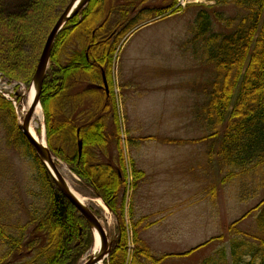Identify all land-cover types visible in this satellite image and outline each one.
Listing matches in <instances>:
<instances>
[{
    "label": "trees",
    "instance_id": "trees-1",
    "mask_svg": "<svg viewBox=\"0 0 264 264\" xmlns=\"http://www.w3.org/2000/svg\"><path fill=\"white\" fill-rule=\"evenodd\" d=\"M70 1L30 0L25 14L7 19L0 17V73L12 81L21 80L28 86L32 83L46 40ZM139 1L128 0L129 9L124 10L122 16L127 19L129 14L133 15ZM170 1L165 8L140 10L123 33L129 35L142 23L172 13L177 0ZM205 1L210 5L195 6L198 11L189 31L192 38L186 43L193 45L198 63L208 72L204 88L199 90L206 98L204 108L201 106L199 111L200 122L207 116L208 136L205 139L214 141L222 137L221 164L224 170H230L231 178L254 174L260 177L256 190L264 189V0ZM104 2L93 0L59 34L43 83L41 104L47 143L53 156L94 191L116 217L117 236L104 264H126L130 237L123 192L127 175L111 85L108 83L109 94L102 91V100L98 98L100 106L94 112H98L97 116L90 112L88 118L82 111L77 119L74 118L77 110L83 108V100L100 92L90 89L91 84L102 85L104 79L111 82L118 42L113 38L117 36L116 31L109 38L106 26L97 25L103 17ZM43 16L48 17L47 31L42 38L36 37L37 21ZM87 34V44L82 46L80 42H85ZM30 39L34 40L37 52L35 58L27 62L24 48ZM81 81L90 83L89 90L74 93L73 87ZM7 115L15 121L12 105L0 96V117ZM15 124L32 151L28 157L36 160V174L32 177L36 191L32 195L38 206H34L25 225L0 222V264H80L94 245L93 232L78 209L62 194ZM203 140H170L167 143L184 145ZM131 167L137 190L146 175L135 163L132 162ZM252 215L258 216V235L238 229V225ZM135 216L131 210L130 229L136 246L132 264H163L171 258L188 257L211 243L227 241L221 235L186 253L158 256L141 238L142 231L153 222L148 216L138 219ZM230 233L231 250L221 248L205 261L206 264H264V198L230 226Z\"/></svg>",
    "mask_w": 264,
    "mask_h": 264
},
{
    "label": "rangeland",
    "instance_id": "rangeland-1",
    "mask_svg": "<svg viewBox=\"0 0 264 264\" xmlns=\"http://www.w3.org/2000/svg\"><path fill=\"white\" fill-rule=\"evenodd\" d=\"M140 2L143 1L138 2L139 5L133 15L129 14L126 19L122 12L129 9L128 0H105L103 17L99 18L97 25L106 26V37L109 38L113 35L112 32L116 31L117 36L113 38L118 42L111 67V82L104 79L102 85L90 86L89 82L81 81L79 85L73 87V92L79 94L88 91L89 86L90 89L100 91L93 97L89 96L83 100V108L77 110L74 118L77 119L82 111L85 117L90 118V112L97 116L98 112L97 114L94 112L100 106L98 98L102 100V91L107 92L105 82L111 85L115 96L121 150L127 175L123 192L130 237L127 251L129 260L126 264H132V255L136 249L130 229V212L132 210L136 213L133 208L135 193L141 197L149 196L147 203L148 206H152V210L160 206L169 208L167 212L161 214L157 209V214L148 216L153 225L145 229L151 234L152 248L158 256L183 254L213 237L224 235L227 238L224 244L211 243L188 257L171 258L163 263L206 264L205 261L221 248L231 250L230 226L255 208L264 198V189L256 190L260 177H255L254 174L231 178L230 170H224L221 164L222 137H216L214 141L206 140L208 128L205 112L204 120L200 122L199 111L201 106L204 108L206 98L199 90H203L208 72L207 68L198 63L193 45L188 46L186 43L192 38L189 31L198 11V7L195 6L210 4L205 0H177L173 10L177 12L172 11L157 20L142 23L136 31L125 35L126 32H123L131 22L130 19L140 10L165 8L171 1L148 0L141 4ZM29 4L30 0H0V17L7 19L17 14H25ZM118 23L121 26L117 27ZM47 24L48 17L39 18L36 37L44 36ZM88 38L89 34L85 36V42L81 41L80 44L86 45ZM33 41L30 39L24 48L27 62L32 61L37 52ZM70 49L73 51L74 46ZM103 74L105 76L104 72ZM31 87L32 83L28 86L21 80L12 81L0 73V90L2 89L0 96L12 105L15 112V121L9 115L0 117V222L6 225L27 224L34 206H38L32 195V192L36 191L32 182V177L36 174V160L28 157L32 151L22 139L15 124L16 122L19 125L20 120L17 109H22L27 103ZM32 125L38 137L47 142L43 107L42 117L33 116ZM201 138L204 140L195 144L167 143L170 140L189 142ZM178 149H191L192 157L188 167L190 169L191 165L192 168L186 176L178 177L181 184L178 183V187L175 188L171 185L172 178L167 169L171 164V156L177 154ZM135 154L139 162L145 164L153 173L161 167L164 169L162 176L158 178L155 177L161 175L160 170L158 175L150 172L151 176L148 180L141 181L137 190L131 171ZM194 155L197 157H193ZM55 159L66 181L85 199L86 205L98 214L110 240L114 241L117 236V220L114 214L94 191L81 183L65 163ZM174 197H178L177 202H174ZM98 199L102 200L109 211L110 223L107 222L104 210L95 203ZM200 213L201 216L198 218L197 215ZM163 214L167 217L163 218L161 216ZM257 217L252 215L243 220L238 229L247 234L258 235L260 230ZM157 222L159 226L153 229ZM7 250V247L3 249L5 252ZM93 250L94 245L81 259L80 264L87 261Z\"/></svg>",
    "mask_w": 264,
    "mask_h": 264
},
{
    "label": "water",
    "instance_id": "water-1",
    "mask_svg": "<svg viewBox=\"0 0 264 264\" xmlns=\"http://www.w3.org/2000/svg\"><path fill=\"white\" fill-rule=\"evenodd\" d=\"M91 1L92 0H72L51 30L44 45L38 66L32 80V86H34L37 91L35 99L32 105L29 107L23 119V123L19 122L18 127L22 132L24 138L28 141V143L36 153L37 157L51 174L54 182L56 183L62 194L78 209L81 216L85 219L93 232L94 250L87 261L83 264H104L113 250L114 241L110 240V236L107 233L102 221L96 216L92 209L89 208L85 202H82L79 198H77L71 191L66 179L61 174L59 167L57 166L55 157L53 156L48 143L39 142L31 132V121L35 114L37 105H41L43 83L50 67L51 56L56 40L65 26L69 23V21L77 16L88 4L91 3ZM82 147L83 143L81 141L79 142L80 155L82 153ZM49 164L51 165L53 170H51ZM96 234H98L99 236V243L97 241Z\"/></svg>",
    "mask_w": 264,
    "mask_h": 264
},
{
    "label": "crops",
    "instance_id": "crops-1",
    "mask_svg": "<svg viewBox=\"0 0 264 264\" xmlns=\"http://www.w3.org/2000/svg\"><path fill=\"white\" fill-rule=\"evenodd\" d=\"M130 132H131V130H130ZM176 153L177 154L171 156L172 157L171 164L168 165V169H167L168 173L170 174V177L172 178L171 185L175 188L178 187V183L181 184V182H180L181 180H180V178L178 179V177L186 176L187 172L189 170H191V168H192L191 165H190V169L188 167V162H191V157H192L191 149H178V151H176ZM193 157H197V156L194 155ZM200 157L201 156L199 155V158ZM133 160H134L136 167L145 172V174H146V176L144 178L145 181L148 180L149 176H151V173L153 175L154 174L158 175L159 174L158 171L160 170L161 175H158L157 177H155V178H158V177H161L163 172H164V169H162V167H161L160 169L155 170L153 173V171L151 169H148L145 166V164L139 162L136 154L133 155ZM144 166L147 168V170L144 168ZM148 197L149 196H147V195H142V197H141L140 195L135 193L134 200H133V208L135 209V212H136L135 215L137 218H140L142 216H150V215L157 214V211H156L157 209H158V213H160V214L168 211V209H169L168 206H160L159 208L152 210V206H148V203H147ZM200 197H201L200 201H202V195ZM174 198H175L174 202H177L178 197H174ZM204 198L206 199V195L204 196ZM200 210H202V209H200ZM161 216L163 218L167 217L165 214H163ZM200 216H201V213L199 215H197L198 218H200ZM156 224L157 225L153 229H156L159 226V222H157ZM141 235H142L141 236L142 239L145 241L146 244H148V246L153 251V249H154V248H152L153 239L151 238L150 232L144 230V232Z\"/></svg>",
    "mask_w": 264,
    "mask_h": 264
},
{
    "label": "bare ground",
    "instance_id": "bare-ground-1",
    "mask_svg": "<svg viewBox=\"0 0 264 264\" xmlns=\"http://www.w3.org/2000/svg\"><path fill=\"white\" fill-rule=\"evenodd\" d=\"M36 92H37L36 89L34 88V86H32L31 89L29 90L28 95H27V103H26L25 105L22 106V107H23L22 109H21V108H18V109H17V110H18V114H19V119H20L19 122H20V123H23V119H24V117H25V115H26V113H27L29 107L32 105V103H33V101H34V99H35ZM41 117H42V107H41V105H37L36 110H35V114H34V118H41ZM37 124H38V123H36V125H37ZM31 132H32L33 136H34L39 142H41V143H45V142H46L44 139L38 137V135H37L36 132H35V128H34L33 125L31 126ZM49 166H50L51 170H53L50 164H49ZM59 170H60V169H59ZM60 172H61V170H60ZM61 174H62V172H61ZM62 175H63V174H62ZM67 184H68L69 188L71 189V191L75 194V196H76L77 198H79L82 202H85V199H84L79 193H77V192L74 190V188L70 185V183H69L68 181H67ZM85 203H86V202H85ZM95 203H97V205H98L99 207H101V208L104 210V215H105V217L107 218V222L110 223L111 219H110V216H109V211H108L107 208L105 207V205H104V203L102 202V200L98 199V200L95 201ZM96 235H97V241H98V243H99V240H100V239H99V236H98V234H96Z\"/></svg>",
    "mask_w": 264,
    "mask_h": 264
},
{
    "label": "flooded vegetation",
    "instance_id": "flooded-vegetation-1",
    "mask_svg": "<svg viewBox=\"0 0 264 264\" xmlns=\"http://www.w3.org/2000/svg\"><path fill=\"white\" fill-rule=\"evenodd\" d=\"M105 87H106L107 92H109V90H108V84H106V82H105Z\"/></svg>",
    "mask_w": 264,
    "mask_h": 264
},
{
    "label": "built area",
    "instance_id": "built-area-1",
    "mask_svg": "<svg viewBox=\"0 0 264 264\" xmlns=\"http://www.w3.org/2000/svg\"><path fill=\"white\" fill-rule=\"evenodd\" d=\"M1 90H2V89H1ZM1 90H0V91H1ZM2 92H3V91H2ZM128 260H129V259H128Z\"/></svg>",
    "mask_w": 264,
    "mask_h": 264
}]
</instances>
